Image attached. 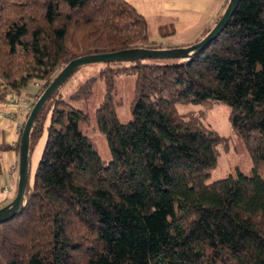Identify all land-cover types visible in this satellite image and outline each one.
<instances>
[{
	"label": "trees",
	"instance_id": "trees-1",
	"mask_svg": "<svg viewBox=\"0 0 264 264\" xmlns=\"http://www.w3.org/2000/svg\"><path fill=\"white\" fill-rule=\"evenodd\" d=\"M150 37L126 0H0V100L46 80L37 100L80 55L160 48ZM174 59L101 63L69 101L59 89L47 100L29 135L30 154L46 131L22 207L0 223V264H264V178L207 183L230 142L204 122L226 105L253 166L264 161V0H240L206 48ZM120 75L134 77L126 122L116 112ZM97 79L107 164L83 131L89 114L72 105L90 99ZM189 103L201 109L178 110ZM22 128L0 152L18 153Z\"/></svg>",
	"mask_w": 264,
	"mask_h": 264
},
{
	"label": "rangeland",
	"instance_id": "rangeland-1",
	"mask_svg": "<svg viewBox=\"0 0 264 264\" xmlns=\"http://www.w3.org/2000/svg\"><path fill=\"white\" fill-rule=\"evenodd\" d=\"M157 29L153 22L150 23L149 34L155 35ZM164 34V32H163ZM200 39V37H199ZM153 46L165 48L166 46L175 47L177 44L154 43ZM181 46V45H180ZM153 62H170L175 59H147ZM101 63H90L78 68L59 88V93L64 99L69 101V94L74 91L81 83L88 77L96 76L99 72ZM59 70L55 73V75ZM116 98L120 101V105L116 107L118 118L121 122H126L130 118L129 106L133 98L134 91V77L131 75H120L116 80ZM104 94V84L101 80L95 82L93 95L84 104L82 102L73 103L75 107L87 111L90 116V123L83 128L84 133L89 137L90 141L95 146L103 163L107 164L110 159V152L107 147L104 136L96 129L95 110L101 103ZM180 112L197 111L201 109L200 106L189 103L179 104L177 106ZM204 122L211 128L218 131L223 136L229 137L230 146L227 150H222L221 155L215 167L210 169L207 183L221 179L230 174L236 175L238 172L244 175H251L256 171L261 177L264 178V161L259 163L256 167L253 166L249 153L244 146L241 139L233 133L229 123V110L226 105L219 104L206 112ZM46 139V131H43L34 148L29 155V168L30 176L32 177L36 165L38 163L44 142Z\"/></svg>",
	"mask_w": 264,
	"mask_h": 264
},
{
	"label": "crops",
	"instance_id": "crops-1",
	"mask_svg": "<svg viewBox=\"0 0 264 264\" xmlns=\"http://www.w3.org/2000/svg\"><path fill=\"white\" fill-rule=\"evenodd\" d=\"M150 23L157 32L150 39L156 43L183 46L196 42L203 30L210 27L224 11L228 0H126ZM166 36H163L164 34ZM23 96L37 91L33 84L20 90ZM0 100V143L14 144L18 138V125L24 117L17 112L6 116ZM14 168L10 171V168ZM18 153L14 149L0 152V207L14 197L18 178Z\"/></svg>",
	"mask_w": 264,
	"mask_h": 264
},
{
	"label": "water",
	"instance_id": "water-1",
	"mask_svg": "<svg viewBox=\"0 0 264 264\" xmlns=\"http://www.w3.org/2000/svg\"><path fill=\"white\" fill-rule=\"evenodd\" d=\"M240 0H228V3L212 26L210 31L200 40L188 46H175L167 48L129 47L115 51L91 53L71 59L52 79L42 94L38 97L23 125L18 147V178L16 193L12 200L0 207V223L10 219L22 207L24 192L29 175V135L33 123L44 104L49 100L60 86L81 66L90 63L105 62H132L144 59H174L185 58L191 54L202 51L218 36L229 22Z\"/></svg>",
	"mask_w": 264,
	"mask_h": 264
},
{
	"label": "built area",
	"instance_id": "built-area-1",
	"mask_svg": "<svg viewBox=\"0 0 264 264\" xmlns=\"http://www.w3.org/2000/svg\"><path fill=\"white\" fill-rule=\"evenodd\" d=\"M46 80H34L32 82L33 86L35 87L36 91L38 92L42 85L44 84ZM30 96H23L21 92L19 93H9L5 97L4 100H2L3 106H4V112L6 116H13L15 113L19 112L22 117H27L30 111L32 110L34 103L36 102V94ZM23 126V120L18 125V132ZM14 168H10V171H12Z\"/></svg>",
	"mask_w": 264,
	"mask_h": 264
}]
</instances>
